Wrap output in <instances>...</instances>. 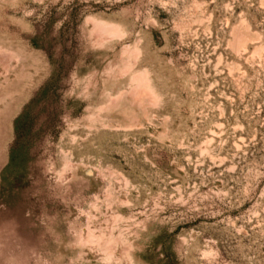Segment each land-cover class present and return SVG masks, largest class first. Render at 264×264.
Returning <instances> with one entry per match:
<instances>
[{
    "label": "rangeland",
    "instance_id": "1",
    "mask_svg": "<svg viewBox=\"0 0 264 264\" xmlns=\"http://www.w3.org/2000/svg\"><path fill=\"white\" fill-rule=\"evenodd\" d=\"M0 264H264V0H0Z\"/></svg>",
    "mask_w": 264,
    "mask_h": 264
},
{
    "label": "bare ground",
    "instance_id": "2",
    "mask_svg": "<svg viewBox=\"0 0 264 264\" xmlns=\"http://www.w3.org/2000/svg\"><path fill=\"white\" fill-rule=\"evenodd\" d=\"M92 21H93V29H92V31L95 33V34H106V35H119V34H121L123 31H120V29H119V27L118 26H115L114 24H111V23H109V24H107V23H103V22H101V21H99V22H97V21H94V19H91ZM121 30H122V28H121ZM125 33V32H124ZM120 36V35H119ZM134 47V46H133ZM135 49H137V48H134V50ZM139 49V48H138ZM137 49V50H138ZM132 50V49H131ZM130 52H128V54H129ZM138 53V52H137ZM135 58V57H134ZM128 59V58H127ZM135 60V59H134ZM125 64H127V62L125 63ZM131 64V63H130ZM129 65V64H128ZM124 66V65H123ZM132 66V65H131ZM128 68V67H127ZM124 69V68H123ZM122 70V69H121ZM119 71H120V69H119ZM122 72H124V71H122ZM131 72H133V71H131ZM125 73V72H124ZM124 75V74H123ZM125 76V75H124ZM130 76V75H129ZM121 78H123V77H121ZM130 78V77H129ZM132 83L134 82V86L132 87V89H131V91H130V93L132 94V96L136 99V100H140L142 97H147V98H149L148 100H153L154 99V97L156 96L155 94H153L152 92H153V90H151L150 89V86H149V79H148V76H147V72H145V69H144V71H137V72H135V70H134V73L132 74ZM129 80V79H128ZM130 81V80H129ZM123 82V81H122ZM126 82V81H125ZM126 91V90H125ZM129 91V90H128ZM129 95V94H128ZM155 95V96H154ZM120 96V95H119ZM110 98V97H109ZM108 98V99H109ZM118 98V97H117ZM117 98H115V99H117ZM114 99V97L112 98V100ZM125 99H128V98H126L125 97ZM130 99V98H129ZM128 99V100H129ZM112 100L111 101H108V102H112ZM131 100V99H130ZM154 101V100H153ZM152 101V102H153ZM156 101V100H155ZM115 102V101H114ZM133 102V101H132ZM140 102H142V100H140ZM131 103V102H130ZM150 103V102H149ZM154 103V102H153ZM107 104V103H106ZM151 104V103H150ZM103 105V104H102ZM109 105V104H108ZM111 105V104H110ZM104 106H105V104H104ZM98 107V106H97ZM111 107V106H110ZM109 107V108H110ZM124 107H126V106H124ZM128 108H129V106H128ZM127 108V109H128ZM105 109V108H104ZM127 109H126V111H127ZM135 109V108H134ZM129 110H131V109H129ZM128 110V111H129ZM134 111H137V110H134ZM122 112V111H121ZM138 112V111H137ZM118 113V112H117ZM120 114V113H119ZM134 118V117H133ZM139 119V118H138ZM137 119V120H138ZM134 124V123H133ZM118 125H119V123H118ZM131 125V124H130ZM120 126V125H119ZM123 126H125V125H123ZM138 126V125H137ZM137 126H135V127H137ZM126 127V126H125ZM127 127H129V125L127 126ZM131 127V126H130ZM132 128V127H131ZM67 163V162H66ZM105 235V234H104ZM101 236V235H100ZM103 238H105V236L103 237ZM100 239V238H99ZM106 239V238H105ZM84 240H87L86 239V237H84ZM103 240V239H102ZM107 240V239H106ZM103 243V242H102ZM102 243H100V244H102ZM106 243H108L109 244V242H105V244ZM104 244V243H103ZM108 244H106V246L108 245ZM98 247H100V246H98ZM108 247H110V244L108 245ZM107 247V248H108ZM102 248V247H101ZM100 248V249H101Z\"/></svg>",
    "mask_w": 264,
    "mask_h": 264
}]
</instances>
